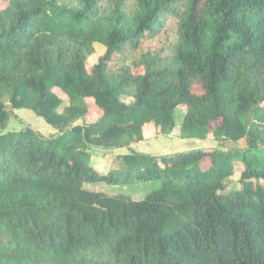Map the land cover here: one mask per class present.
<instances>
[{"label":"trees","instance_id":"obj_1","mask_svg":"<svg viewBox=\"0 0 264 264\" xmlns=\"http://www.w3.org/2000/svg\"><path fill=\"white\" fill-rule=\"evenodd\" d=\"M2 1L0 264H264V0ZM179 107L182 139L245 146L96 168ZM15 110L56 135L6 132Z\"/></svg>","mask_w":264,"mask_h":264},{"label":"rangeland","instance_id":"obj_2","mask_svg":"<svg viewBox=\"0 0 264 264\" xmlns=\"http://www.w3.org/2000/svg\"><path fill=\"white\" fill-rule=\"evenodd\" d=\"M6 4L0 0V9L5 7ZM96 53L89 58V65L97 64L99 58L105 54V48L100 45H95ZM62 95V94H61ZM62 97L65 98L64 95ZM66 99V98H65ZM88 101L90 108V115L88 122H95L101 115L100 111L96 107L93 101ZM102 112V111H101ZM186 114L185 107H179L175 111V119L177 127L173 133L169 136H163L154 126H147L145 128V140L140 144L132 145L130 148L118 149V150H97L96 158L94 159V165L102 172L106 173L110 165L118 161L117 158L124 154H130L132 152H140L151 156H164L176 153H183L192 150H209V149H221L223 151L233 150L237 148H243L245 143L239 142H226L218 143L210 140H184L181 136V126ZM27 127L32 128L42 138H50L55 136L57 131L51 125L47 124L41 117L36 116L34 113L28 110H15L9 119L6 132H19ZM214 128V127H213ZM101 158V160H100ZM238 176L231 179V185L235 184ZM157 187L156 184H133L125 186H111L104 183H98L95 185H87V188L93 191H101L113 194L130 195L136 199L143 197L150 191ZM1 238V236H0Z\"/></svg>","mask_w":264,"mask_h":264}]
</instances>
